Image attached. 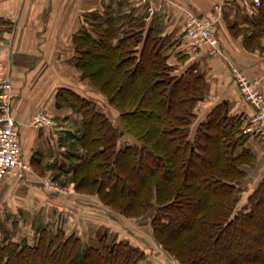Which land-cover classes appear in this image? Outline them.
<instances>
[{"label": "trees", "instance_id": "trees-1", "mask_svg": "<svg viewBox=\"0 0 264 264\" xmlns=\"http://www.w3.org/2000/svg\"><path fill=\"white\" fill-rule=\"evenodd\" d=\"M244 20L235 34L243 33L247 49H264V0ZM72 40L73 64L120 124L92 98L59 90L57 106L81 114L67 131L68 163L59 171L71 174L77 191L97 194L125 216L149 217L155 238L181 264H264V177L239 208L247 167L257 162L245 118L222 101L197 122L205 73L198 64L178 73L169 63L163 18L92 11ZM109 239L104 229L85 240L40 226L33 243L0 244V264H139L146 257L129 240Z\"/></svg>", "mask_w": 264, "mask_h": 264}, {"label": "crops", "instance_id": "crops-1", "mask_svg": "<svg viewBox=\"0 0 264 264\" xmlns=\"http://www.w3.org/2000/svg\"><path fill=\"white\" fill-rule=\"evenodd\" d=\"M107 8L143 15L147 22L155 15L163 18L171 37L169 63L178 73L190 64H198L205 73L204 96L195 107L197 122L222 101L229 102L234 114H242L244 123L254 112L241 98L232 67L251 77H264V49H247L243 33L235 34L247 25L239 0H0V78L9 79L19 91L13 113L20 129L22 158L29 166L21 177L7 175L0 183V242L33 243L39 226L75 232L85 240L105 228L110 239L129 240L145 252L139 264H181L155 238L150 221H145L142 232L130 227L129 219L115 216L98 196L65 182L69 173L58 169L72 141L67 133L79 125L81 114L66 103L57 106V93L70 88L83 95L85 88L91 89L73 64V35L84 26V14L103 13ZM188 12L217 17L220 52L189 43L184 35ZM40 110L49 111L53 126L32 125ZM247 146L257 156L254 168L247 167L248 194L264 177V139L249 136ZM50 174L62 182L65 192L53 195L44 188L43 179Z\"/></svg>", "mask_w": 264, "mask_h": 264}, {"label": "built area", "instance_id": "built-area-1", "mask_svg": "<svg viewBox=\"0 0 264 264\" xmlns=\"http://www.w3.org/2000/svg\"><path fill=\"white\" fill-rule=\"evenodd\" d=\"M247 15H254L262 0H239ZM153 13V11H150ZM217 17L214 14L200 15L188 12L184 25V35L193 46L208 45L211 52H220L218 45ZM234 78L239 86L241 98L254 110L243 124V133L264 139V77L248 76L237 66L232 67ZM19 91L7 78H0V183L7 175L21 177L29 166L23 161L19 125L13 108ZM31 123L36 128L53 126V117L47 110L37 112ZM56 136V133H54ZM44 188L50 193H63L65 187L52 178L43 179Z\"/></svg>", "mask_w": 264, "mask_h": 264}, {"label": "rangeland", "instance_id": "rangeland-1", "mask_svg": "<svg viewBox=\"0 0 264 264\" xmlns=\"http://www.w3.org/2000/svg\"><path fill=\"white\" fill-rule=\"evenodd\" d=\"M249 76V75H248ZM82 79L83 80H86L87 82H89L90 83V86H91V89H89V88H85L84 89V91L83 92H81V94H83L84 96H87V97H89V98H92L93 100H95L96 102H97V104H98V107L102 110V111H104V112H106L111 118H112V120H114V123L115 124H117V125H119L120 124V118H119V115L117 114V112H116V110H115V108H112L109 104H108V101H106L107 100V98H106V96L94 85V84H92L91 83V81L89 80V79H85V78H83L82 77ZM195 130V128L193 129V131ZM124 142H127V143H135V141L133 140V139H131L130 137H128V136H126L125 138H124ZM67 151V150H66ZM67 161L65 160V159H63V161L61 162V164H60V166H63V165H67ZM59 166V167H60ZM248 167H250V166H248ZM59 169V168H58ZM50 175H52V176H47V177H45V178H52V179H54V180H56V181H58L59 182V184L60 185H62V182L61 181H59V179H56V177L55 176H53V174H50ZM68 177H65V178H63V179H66V181L65 182H72L73 183V185L75 186V183L72 181V178H71V174H69V175H67ZM44 178V179H45ZM62 179V178H61ZM66 188V187H65ZM76 189V188H75ZM243 192H242V196H241V200H240V203H239V208L241 207V209H242V207H244V206H246L247 205V198L246 197H248V194H247V187H246V184L244 183V185H243ZM50 193V192H49ZM50 194H53V195H56V194H61V193H50ZM93 195H96V196H98L97 194H93ZM98 198H99V196H98ZM100 199V198H99ZM101 201V200H100ZM101 203L103 204V205H105V207H108L109 208V210H110V212L111 213H113L115 216H119V217H122V218H124L126 221H129L130 220V222H131V224L129 223V226L131 227V225L132 226H137V227H139V229L141 230V232L144 230V223H145V221H147L148 223H149V217H147V216H144V217H128V216H125L124 214H122V213H120L119 211H117V210H115V209H113L112 207H109L108 205H106L105 203H103L102 201H101ZM127 219H129V220H127ZM123 223H121L120 225H122ZM40 227V226H39ZM52 231H55L56 229L55 228H51V227H49ZM143 228V229H142ZM58 229V228H57ZM102 229H104V230H106L105 228H102ZM108 232V231H107ZM66 233V232H65ZM67 234V233H66ZM115 234V233H114ZM119 234V233H118ZM118 234H116V235H118ZM36 235H37V232H35V237H36ZM118 236H114L112 239H117L118 240ZM86 239V238H85ZM112 239H109V240H112ZM34 242V241H33ZM2 243H5L4 241L3 242H0V244H2Z\"/></svg>", "mask_w": 264, "mask_h": 264}]
</instances>
